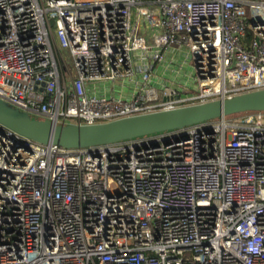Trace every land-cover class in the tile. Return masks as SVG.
Wrapping results in <instances>:
<instances>
[{
    "label": "built area",
    "instance_id": "obj_1",
    "mask_svg": "<svg viewBox=\"0 0 264 264\" xmlns=\"http://www.w3.org/2000/svg\"><path fill=\"white\" fill-rule=\"evenodd\" d=\"M173 46L195 71L181 92L152 85ZM125 80L129 99L93 85ZM261 89L264 0H0V99L34 117L99 124ZM0 264H264V113L82 149L0 125Z\"/></svg>",
    "mask_w": 264,
    "mask_h": 264
},
{
    "label": "water",
    "instance_id": "obj_2",
    "mask_svg": "<svg viewBox=\"0 0 264 264\" xmlns=\"http://www.w3.org/2000/svg\"><path fill=\"white\" fill-rule=\"evenodd\" d=\"M251 113H264V89L99 124H57L0 99V125L20 137L68 149L110 145Z\"/></svg>",
    "mask_w": 264,
    "mask_h": 264
},
{
    "label": "crops",
    "instance_id": "obj_3",
    "mask_svg": "<svg viewBox=\"0 0 264 264\" xmlns=\"http://www.w3.org/2000/svg\"><path fill=\"white\" fill-rule=\"evenodd\" d=\"M143 63L149 64V61L143 60ZM152 67V85L156 87L160 88L169 85L181 92L186 89H191L195 85L193 60L191 54L186 49L174 46L166 49L164 52V59L161 62L152 63ZM118 82L119 84L117 83L114 88L104 87L99 92H104L117 98H131L134 92L133 85L127 80ZM162 100H167V98H162Z\"/></svg>",
    "mask_w": 264,
    "mask_h": 264
},
{
    "label": "rangeland",
    "instance_id": "obj_4",
    "mask_svg": "<svg viewBox=\"0 0 264 264\" xmlns=\"http://www.w3.org/2000/svg\"><path fill=\"white\" fill-rule=\"evenodd\" d=\"M144 21L146 23H148L146 19L142 21V23H141V34L146 38L148 45H149V48L152 49V47L154 45L156 34L153 30H151L150 26H148L147 24L144 23ZM64 56L67 60L69 67L71 69H73L72 63H71L70 53L68 51H65ZM117 83L119 84V82H110L109 81L108 83H95L93 85L97 86L98 90L101 91L104 87L114 88L117 85Z\"/></svg>",
    "mask_w": 264,
    "mask_h": 264
}]
</instances>
